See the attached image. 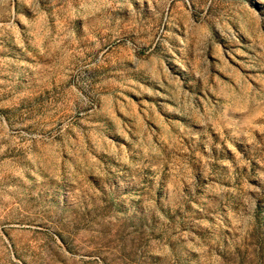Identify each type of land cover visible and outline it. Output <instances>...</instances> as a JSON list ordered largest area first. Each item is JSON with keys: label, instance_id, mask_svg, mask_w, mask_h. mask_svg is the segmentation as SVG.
I'll return each instance as SVG.
<instances>
[{"label": "rangeland", "instance_id": "374dc122", "mask_svg": "<svg viewBox=\"0 0 264 264\" xmlns=\"http://www.w3.org/2000/svg\"><path fill=\"white\" fill-rule=\"evenodd\" d=\"M0 264H264V0H0Z\"/></svg>", "mask_w": 264, "mask_h": 264}]
</instances>
